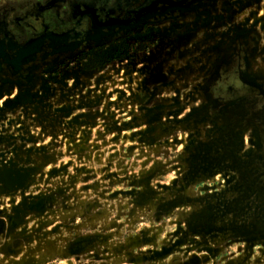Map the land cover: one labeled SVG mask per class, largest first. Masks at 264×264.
Instances as JSON below:
<instances>
[{"label": "rangeland", "instance_id": "obj_1", "mask_svg": "<svg viewBox=\"0 0 264 264\" xmlns=\"http://www.w3.org/2000/svg\"><path fill=\"white\" fill-rule=\"evenodd\" d=\"M259 8L0 0V264H264Z\"/></svg>", "mask_w": 264, "mask_h": 264}, {"label": "bare ground", "instance_id": "obj_2", "mask_svg": "<svg viewBox=\"0 0 264 264\" xmlns=\"http://www.w3.org/2000/svg\"><path fill=\"white\" fill-rule=\"evenodd\" d=\"M255 11H256V14H255V16L252 19L260 20L261 21V25H263L262 28L264 30V8H259V10H255ZM252 19H250V22L249 23H251ZM255 22H257V21H255Z\"/></svg>", "mask_w": 264, "mask_h": 264}]
</instances>
